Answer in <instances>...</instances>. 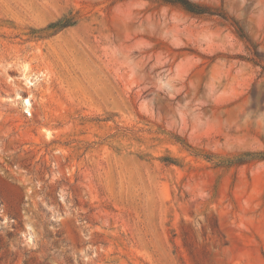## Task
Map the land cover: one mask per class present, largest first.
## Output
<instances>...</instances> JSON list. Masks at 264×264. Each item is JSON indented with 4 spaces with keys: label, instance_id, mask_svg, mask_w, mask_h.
<instances>
[{
    "label": "rangeland",
    "instance_id": "1",
    "mask_svg": "<svg viewBox=\"0 0 264 264\" xmlns=\"http://www.w3.org/2000/svg\"><path fill=\"white\" fill-rule=\"evenodd\" d=\"M190 1L0 0V264H264V0Z\"/></svg>",
    "mask_w": 264,
    "mask_h": 264
},
{
    "label": "trees",
    "instance_id": "2",
    "mask_svg": "<svg viewBox=\"0 0 264 264\" xmlns=\"http://www.w3.org/2000/svg\"><path fill=\"white\" fill-rule=\"evenodd\" d=\"M167 4H171L174 6H180L183 9H185L186 11L193 13V14H205L208 13V11H206V9L200 5H197L193 2H191L190 0H161ZM71 26V23H65L64 20H60L58 22L52 23L50 24L45 30H62L65 29L67 27ZM261 158H264V155H261Z\"/></svg>",
    "mask_w": 264,
    "mask_h": 264
},
{
    "label": "bare ground",
    "instance_id": "3",
    "mask_svg": "<svg viewBox=\"0 0 264 264\" xmlns=\"http://www.w3.org/2000/svg\"><path fill=\"white\" fill-rule=\"evenodd\" d=\"M29 102V101H28Z\"/></svg>",
    "mask_w": 264,
    "mask_h": 264
}]
</instances>
